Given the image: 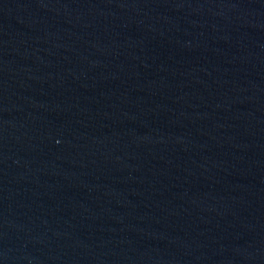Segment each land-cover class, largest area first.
Masks as SVG:
<instances>
[{
    "label": "water",
    "instance_id": "1",
    "mask_svg": "<svg viewBox=\"0 0 264 264\" xmlns=\"http://www.w3.org/2000/svg\"><path fill=\"white\" fill-rule=\"evenodd\" d=\"M0 264H264V0H0Z\"/></svg>",
    "mask_w": 264,
    "mask_h": 264
}]
</instances>
